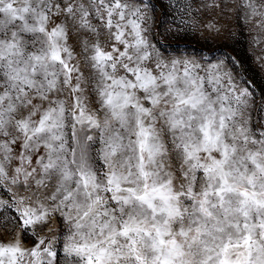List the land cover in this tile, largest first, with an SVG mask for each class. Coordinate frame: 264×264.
Masks as SVG:
<instances>
[{
  "label": "snow or ice",
  "instance_id": "snow-or-ice-1",
  "mask_svg": "<svg viewBox=\"0 0 264 264\" xmlns=\"http://www.w3.org/2000/svg\"><path fill=\"white\" fill-rule=\"evenodd\" d=\"M201 6L264 40V0ZM199 11L0 0V264H264V93Z\"/></svg>",
  "mask_w": 264,
  "mask_h": 264
},
{
  "label": "rangeland",
  "instance_id": "rangeland-1",
  "mask_svg": "<svg viewBox=\"0 0 264 264\" xmlns=\"http://www.w3.org/2000/svg\"><path fill=\"white\" fill-rule=\"evenodd\" d=\"M207 2L208 0H197V6H200V11L197 12L195 17L196 27L199 28L201 25L214 24L217 28L221 29L219 38L210 40L209 46L213 49H223L224 52L239 59L237 70L240 73V78L250 83L255 93V98L259 103L262 93H264V40L257 44L253 39L255 34L249 35L246 30L241 35V30L235 27V22L231 19L230 15H221L219 10L205 9L201 6ZM163 3L167 5L169 0H163ZM172 12L173 9L170 7L167 8L166 13L160 4L156 5V18L162 26L158 27L157 24L153 23L152 29L154 33L158 31L159 34L156 39L160 44L175 45L176 43H188L193 48L201 47L203 41L190 39L185 42L171 38L166 29L171 26L172 15H169V13ZM165 37L169 38L166 40ZM205 55H208L207 51H205ZM214 55L220 56L221 53L216 52ZM24 243L26 246H31L32 238L28 237Z\"/></svg>",
  "mask_w": 264,
  "mask_h": 264
}]
</instances>
